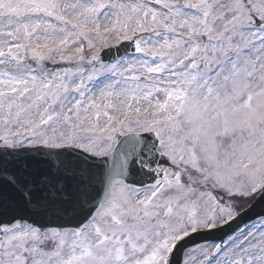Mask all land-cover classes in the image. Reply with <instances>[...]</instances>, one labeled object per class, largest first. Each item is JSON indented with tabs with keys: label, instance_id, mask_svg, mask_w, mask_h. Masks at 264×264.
Returning a JSON list of instances; mask_svg holds the SVG:
<instances>
[{
	"label": "snow or ice",
	"instance_id": "snow-or-ice-1",
	"mask_svg": "<svg viewBox=\"0 0 264 264\" xmlns=\"http://www.w3.org/2000/svg\"><path fill=\"white\" fill-rule=\"evenodd\" d=\"M0 264H264V0H0Z\"/></svg>",
	"mask_w": 264,
	"mask_h": 264
}]
</instances>
